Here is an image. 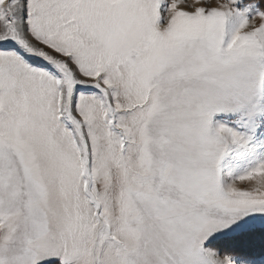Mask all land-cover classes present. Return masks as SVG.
<instances>
[{
    "label": "snow or ice",
    "instance_id": "6c2138e0",
    "mask_svg": "<svg viewBox=\"0 0 264 264\" xmlns=\"http://www.w3.org/2000/svg\"><path fill=\"white\" fill-rule=\"evenodd\" d=\"M0 264H264V0H0Z\"/></svg>",
    "mask_w": 264,
    "mask_h": 264
},
{
    "label": "rangeland",
    "instance_id": "374dc122",
    "mask_svg": "<svg viewBox=\"0 0 264 264\" xmlns=\"http://www.w3.org/2000/svg\"><path fill=\"white\" fill-rule=\"evenodd\" d=\"M247 183V182H246Z\"/></svg>",
    "mask_w": 264,
    "mask_h": 264
}]
</instances>
